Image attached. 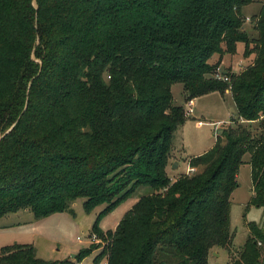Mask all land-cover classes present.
<instances>
[{"label":"trees","instance_id":"trees-1","mask_svg":"<svg viewBox=\"0 0 264 264\" xmlns=\"http://www.w3.org/2000/svg\"><path fill=\"white\" fill-rule=\"evenodd\" d=\"M0 0V216L106 214L138 187L149 190L103 233L95 264H209L232 242L230 197L249 154L248 206L264 213V0ZM239 44L250 59L214 73ZM217 56V60L214 58ZM185 102L228 91L237 117L215 145L171 180L166 167ZM255 127L253 128V125ZM229 264H260L264 216ZM38 258L33 246L0 247V264H75Z\"/></svg>","mask_w":264,"mask_h":264},{"label":"rangeland","instance_id":"rangeland-1","mask_svg":"<svg viewBox=\"0 0 264 264\" xmlns=\"http://www.w3.org/2000/svg\"><path fill=\"white\" fill-rule=\"evenodd\" d=\"M260 8L259 0L245 6L242 10L244 26L250 37L255 36L251 29L253 17ZM217 56L214 58L216 61ZM250 59L243 57V45L239 44L234 55H225L218 67L225 72L228 69H237L240 65H246ZM174 98L177 103L183 105L187 112V119L174 133L170 162L166 167L167 176L175 180L184 174L189 167L192 157L202 155L211 149L216 143V135L219 129L227 131L233 129L232 119L237 117L233 99L228 91L224 95L212 92L197 97L188 104L183 99V90L180 84L172 86ZM191 105V106H190ZM192 107L193 113L189 112ZM255 124L253 125V128ZM244 162L238 171V187L231 194L230 223L232 242L227 249H217L218 255L209 256V264H229V258L238 256L248 236L246 223L255 222L259 226L263 223L264 213L261 208L248 206L252 195V183L250 176L249 154L243 157ZM149 190L147 187H138L106 214L100 215L105 204H99L86 212L83 209V198L76 199L69 209L64 212H54L48 216L36 218L29 210H19L14 213L0 216V247L14 243L29 244L33 246L38 258L47 261H60L69 259L74 261L71 254L92 247V252L86 254L75 264H95V257L102 248L99 236L95 240L90 239L93 234L92 226L96 223L103 233L113 230L123 215L133 204ZM264 229V226H263ZM107 262L103 259L98 264ZM264 264V257L260 260Z\"/></svg>","mask_w":264,"mask_h":264},{"label":"built area","instance_id":"built-area-1","mask_svg":"<svg viewBox=\"0 0 264 264\" xmlns=\"http://www.w3.org/2000/svg\"><path fill=\"white\" fill-rule=\"evenodd\" d=\"M238 69V68H237ZM237 69H233V70H237ZM214 77L215 78H217V79H221V80H223V81H227L228 80V78L226 77V75L224 74V72H222V71H220V68L219 67H217V69H216V71H215V73H214ZM192 103V101H189L188 102V104H191ZM191 106V105H190ZM189 112H191V113H193V109H192V107H190L189 108ZM196 172V168L195 167H188L187 168V170H186V174H188V175H192V174H194ZM95 238H97V236H96V234H92L91 236H90V239H92V240H95ZM102 264H107V262H103Z\"/></svg>","mask_w":264,"mask_h":264},{"label":"water","instance_id":"water-1","mask_svg":"<svg viewBox=\"0 0 264 264\" xmlns=\"http://www.w3.org/2000/svg\"><path fill=\"white\" fill-rule=\"evenodd\" d=\"M218 133H222V130L221 129H219V131H218ZM213 255H218L216 252H213ZM75 255L74 254H71V257L73 258Z\"/></svg>","mask_w":264,"mask_h":264},{"label":"crops","instance_id":"crops-1","mask_svg":"<svg viewBox=\"0 0 264 264\" xmlns=\"http://www.w3.org/2000/svg\"><path fill=\"white\" fill-rule=\"evenodd\" d=\"M195 99H196V98H195ZM195 99H194V100H195ZM169 161H170V159H169ZM169 161H168V163H169ZM170 162H172V161H170ZM114 229H115V228H114Z\"/></svg>","mask_w":264,"mask_h":264}]
</instances>
